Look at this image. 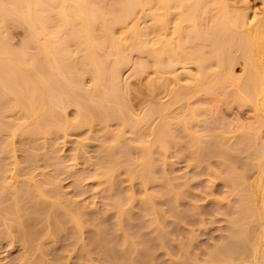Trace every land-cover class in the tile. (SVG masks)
Instances as JSON below:
<instances>
[{
    "label": "bare ground",
    "instance_id": "bare-ground-1",
    "mask_svg": "<svg viewBox=\"0 0 264 264\" xmlns=\"http://www.w3.org/2000/svg\"><path fill=\"white\" fill-rule=\"evenodd\" d=\"M95 1L0 0V29L9 21L10 17V20L12 19L17 25L24 24L23 26H25L27 30L26 45L20 50L10 48L6 38L0 36V109H5L7 111L15 110L18 114L17 117L15 116L18 118L17 122L13 124L9 123L11 122L10 119L8 121L5 120L8 122L7 126L10 128L8 132L10 133H7V135L9 134L8 136H3V141L4 139L5 141L3 143H1L2 141L0 142V150L5 153L11 152L16 132L22 129V136L24 135V137L21 141L23 140V143L25 141L31 143V145H29L30 147L27 146L28 144H25L26 142L24 144L22 143V150L24 147L23 151L26 153L25 162L27 160V162L32 163L33 161L34 163L37 156L33 148L35 144L34 139L37 138L39 134L45 137L51 132H58L59 130L61 132L63 129L66 130V128L71 125L78 127L87 124L89 126L92 125L94 120L106 125L105 123L110 120L109 116H112L115 120L118 118L125 125L128 118L132 117V114L130 115L131 110H129L130 113L128 112L125 102L126 99H124L125 97L123 96L127 88L121 78V70L125 65L130 63V54L134 51H145L148 56V61H144L142 64L139 60V68L134 67V70L136 69L135 74L141 73L144 69L146 70L148 62V68H150L149 66L152 64L153 67H155L153 70L157 71V74H163L161 72H165L163 71L164 68L175 67L176 64H191L193 65L194 71H192V68H189L191 70L189 71L187 69L186 75L189 79V85H191L189 87L193 89L190 88L192 91L199 92L200 90H207L210 92L209 94L212 93L217 96L220 93L219 89H221V93L223 94L220 95L226 97V95L229 96L228 93H230L231 98L233 96V98L238 99L241 103L249 102L254 112V120H252L254 122L251 124L249 123L247 126H244V124L239 125L242 127V130H240L241 132L239 131L236 135L229 136L228 134L231 132V129L228 128L230 131L224 129V126H227L224 122L222 125L219 124V126H216L214 124L215 127H212L211 121L210 124H203L205 127L199 130V132L198 129L200 128L194 131L193 129L191 130V127H189L190 123H188L190 118H188V116L193 120L195 119V121L199 120L201 116L198 114L199 119L198 117L196 119V112H194L199 107H196V109L194 108V111H189L190 113L188 112L189 115L187 116L184 114L185 117L183 116L184 118L177 119L176 123H172L170 119L167 120L168 118L166 121L163 119L162 124L158 128L159 130L156 129V134L151 131L153 135L151 139L153 142L155 141L154 144L149 141L151 146H149L150 144H146L145 146L143 145L144 141L142 144V140H140L141 142L136 140L138 143L134 142L138 145L141 143L138 148L140 147L139 150L141 149L143 152L140 151L139 153L141 156L139 155L140 157L137 158L140 160H138V163L135 162L137 161L135 160L136 158L131 157L135 165L129 162L132 160L130 158L126 161V164L129 162L126 167L128 176L133 179V177L138 175L137 178H140L139 181L141 183L139 185L142 186L143 184L149 183L148 181L150 180L154 181L159 175L156 177L152 172V163L156 161V156L152 152L156 154V150H158L156 147H160V151L158 152L161 154V151H163L164 153L165 150L163 148H168L166 143L169 142H167L166 139L169 138L171 139L168 141L172 142V144L174 142L173 139H175L176 143H178V147L184 143H186L184 145L185 148L191 147L192 159L197 164L207 159L217 158L213 163L217 164L215 169L219 168L216 170L214 169L212 175H219L218 177L224 180L222 184L227 186L225 190L226 195H223L228 199V209L226 208L227 210L224 211L226 217L224 220H227L229 225L226 227V231L219 235V239L213 242L210 250L204 253L195 252L193 255L194 258L191 257L190 254L188 255L190 260L193 258L191 264H264V133L262 137H259V134H261L259 132L264 130V0H262L263 7L261 11L254 12L252 17L248 15L246 10L229 6L225 0H222L225 4L221 7V10H219L220 15L211 18L212 24L210 22V26H208L209 23L206 22L208 23V28H206L207 26L205 24L202 29L201 23L204 24V22L201 21V17L203 18L202 13L207 16L206 13H210V10H212L210 9L211 7H208V3L211 2L210 0H113L111 4L109 3V6L106 4L105 0H98L99 2L101 1V3L98 2L99 4L97 2L95 3ZM213 2H211V4ZM103 3L106 5L104 6ZM172 13H174V25L171 31H169L168 29L171 26H168V24L171 22L170 18L172 17ZM200 15L202 16L199 19L198 17ZM144 17H148L147 21L149 24L147 23V25L141 27L143 25L140 26V19L143 23ZM184 22L190 23V28L188 29L189 34L185 31V34H188L187 39L191 42L190 49H187L188 44L182 43L179 38L176 37V33L178 34L181 28L185 27V25H182ZM149 35L151 38L147 37ZM168 35L171 36L168 37ZM72 47H74V49H72ZM237 58H239V60L242 59L241 62L243 64V74L240 76L233 75V63ZM108 60L109 65L107 64ZM87 73H90V76H92V84L90 86H85L83 81V77ZM161 77L163 78V76ZM161 77L158 78L160 79ZM174 77L175 80L178 81L177 77L179 76L176 77V75H174ZM162 78L160 81L157 80L158 83L162 81ZM150 81L152 80L150 79ZM162 84L164 83L162 82ZM147 85H149V83ZM152 85L150 86L153 88L154 86ZM157 85L159 84L156 83V87ZM189 87L187 90L191 91ZM224 87H226L227 90L224 89ZM188 91L183 92L185 94ZM194 92L190 93L193 94ZM186 95H182L181 98H184L183 96ZM69 106L73 107L74 114L76 115L74 123L72 122L71 124V121L68 122L67 120L68 117L66 118V109ZM153 109H155V107H151L152 111ZM160 109L165 111L164 108ZM124 110H127L126 112H128L130 116H125L127 113ZM148 110L150 109L148 108L146 111ZM152 111H148L150 112L148 113L149 116H151ZM155 113L154 111L152 114L155 115ZM159 113L161 115V111ZM205 117L202 118L205 119ZM107 118L109 119L107 120ZM171 118L175 119L176 117ZM133 119L135 118L133 117ZM141 119L147 121L148 117L146 120L143 119V117ZM141 119L139 122H141ZM105 120L107 121L105 122ZM5 121H2V123L0 121V126H2V128L0 127V131L2 132H4L3 130H5L6 127L7 122ZM199 121H201V119ZM204 121L202 123H204ZM136 124H134V126ZM175 124L177 126L176 129L174 128ZM200 126L201 124H198V127ZM131 127L133 128V124ZM178 127H181L182 130H178ZM105 128L108 129L106 126ZM120 130L121 129H119V131ZM174 130H176L178 135L183 131L184 135L181 132L183 136H180L181 134L178 136ZM1 134L2 133H0V138ZM99 134L100 133L96 135L98 136ZM102 135L104 134L101 133V136ZM108 135L109 134H107V136ZM178 137L182 139L179 141L176 140L179 139ZM101 142V144H103L102 139ZM149 142L146 141V143ZM156 142L159 143V145L156 146ZM107 143H104L100 148V150H102L100 157L99 155L97 156V160L99 161V172L114 168V166H117L119 162H121L119 161L121 160L120 156L122 155V158L124 157L123 152H121L119 156L118 153L115 154V149L118 148L112 146L113 143ZM170 144L171 143H169V145ZM153 145H155L156 150ZM14 146H16V144ZM134 147L135 146H133V148ZM150 147H153L151 153L155 156H153L155 161L153 158H150L152 156L149 152ZM123 149H127V146ZM181 149H184V147ZM160 154L159 156H161ZM128 156H130V153ZM157 159L159 160L160 157ZM136 163L138 164L137 167L140 165L138 169L134 168V166L137 165ZM27 166L26 169H28ZM1 168L3 167L1 166ZM212 171L213 170H211V173ZM137 172L139 173L137 174ZM47 176L46 174L45 178H41L43 185H47L48 187L52 185L49 191L58 193L59 190H56L58 184L55 186L53 178ZM54 176L52 175V177ZM160 177L161 176H159V178ZM162 177V181H166L163 180ZM164 179L166 178L164 177ZM38 182L39 181H37V183ZM1 183L3 184L4 181ZM12 183L13 182L4 183V189H2L3 185L1 184V189L3 190H1V193L5 194L4 192H9V195L5 194L4 198L3 195L0 194L2 196L0 200V211L2 213L1 223L3 224V228L0 227V235H3V237L4 235L5 237L9 235V237H12V234L13 236H18L20 240L22 239L21 241H24L23 244H25V248L26 246L28 249L34 248L40 251V255L42 254V256L38 254L36 257H31L33 259L31 261L32 264H47L46 262L48 260L43 259V255H45L43 253L47 252L48 249L52 247L43 248V246L40 245L41 243L38 241H40L42 237L41 234L43 233L41 232H44L43 230L41 231L43 228L36 230V228H40V225H38L35 229L33 228V231L28 227V224H26V222H28L27 220L37 217L40 211L42 215L46 213V215L44 214L45 219L42 220L44 223L41 224L40 221L44 215H39L41 217L38 216L40 218L39 221L43 227L44 224L53 225L55 227L54 231L58 234L56 237L54 233V240L60 236L58 232L59 229L65 227L67 222H71L73 227L71 223L70 226L75 229L74 231L76 233V238L75 236H73V238L77 240V235L82 234H80L79 231H82L81 228H84L82 226L83 223H85L83 222L85 213L84 215L83 213L82 215L80 214L81 211H83L81 208V211L78 210L80 213L75 214V216L78 215V217H75L74 213L72 215L69 210L66 213L59 214L57 208H60L58 206L60 202L58 204H48L49 207H45L48 211L45 212L43 207L45 201L41 197L44 191L42 193L40 191L44 189L43 187V189L37 187L38 184L36 182L37 185L34 184L32 186L28 182H25L26 185L22 183L20 186H17L19 184L15 185ZM28 184L30 185L28 186ZM161 185L163 184L161 183ZM211 189H209L208 192H210ZM169 192L170 191H168V193ZM212 193L213 192H210V194ZM149 195H143L140 200L138 199L143 210L146 209V211L149 210L148 205H152L153 202H151V195ZM179 195L177 194V199L175 198V201L179 199ZM181 196L182 194L179 196L180 199ZM223 196L222 199L224 198ZM230 196H234V198L229 199ZM219 199L221 198L214 199V201L217 202ZM65 202H67V205L69 204L68 200ZM120 202H115L114 205L118 209V217L116 216L119 222L118 225L124 232L122 240H119L121 242L118 243L117 241V243L113 245V239H111L112 243L109 242L110 240L106 241L103 235L104 232L101 234L97 231L100 230L98 227L97 230L94 229L96 235L97 233L98 235L92 238L93 240L91 239L93 242L91 243V245H93L91 246V248L93 247L92 251L94 250L93 252L97 251L98 253V251L101 250L102 254L107 250L106 256L108 252L109 254L113 253V255H109L111 258L109 259L110 261H115V264H154V258L149 256L150 254L146 252V248H142L144 245L142 247L140 246V248L135 245L134 241L131 242L132 239L128 236L129 232L127 233L126 224L123 223L128 215L125 214L126 209ZM215 205L220 207L221 203L220 205L219 203ZM197 206L198 205H195L194 207L198 210L197 213L201 214L202 212L199 210V206ZM146 211L145 213H148ZM199 211L201 213H199ZM177 215L179 216L178 213ZM185 215L186 214H184V216ZM97 218L99 219L100 216H97ZM197 220L202 223V219ZM84 221L86 220L84 219ZM95 222L96 224L99 223H97L96 219ZM97 226L94 227L97 228ZM100 227L102 229V225ZM29 229H31V231ZM158 230H160L159 227ZM160 231L159 234L162 233V236H158L162 239L164 237L163 234L165 235L166 232L162 229ZM118 233H120V231ZM15 236L12 237V239L16 238ZM117 236L118 234L116 237ZM109 243L112 245V248ZM132 243H134V245ZM181 244L180 250L186 247L184 243ZM84 249L85 247L82 250ZM108 249H112L111 251L113 252H110ZM185 249L186 248L183 249V252H185ZM86 251L89 252V250ZM151 256L153 255L151 254ZM187 262L189 263V260ZM187 262L183 263L185 264ZM171 263L178 264L174 261ZM48 264L53 263H51V261L49 263L48 261Z\"/></svg>",
    "mask_w": 264,
    "mask_h": 264
},
{
    "label": "rangeland",
    "instance_id": "rangeland-1",
    "mask_svg": "<svg viewBox=\"0 0 264 264\" xmlns=\"http://www.w3.org/2000/svg\"><path fill=\"white\" fill-rule=\"evenodd\" d=\"M111 1L113 0H105L108 6L109 3L110 4L112 3ZM210 1L211 2L214 1V2L212 4L211 2L210 3L207 2L209 5H211V6L208 5V7H211L210 9H212L210 10L207 8L208 10H210V13H206L207 16L208 15L209 16L207 17L204 13H202L203 18L201 17L202 15L198 17L199 19L201 17V21L204 22V24L201 23L202 24L201 29L204 28L203 26L205 24L207 26L209 23L208 26H210V22L212 21L211 18L219 16L220 15L219 10H221V7L225 4L222 0H210ZM96 2L98 3L99 1L97 0L95 1V3ZM225 2L229 4V6H234L238 9L246 10L250 17L253 16L254 12H260L263 7L262 0H225ZM99 3H101V1ZM103 4L104 6L106 5L105 3ZM171 15L172 17L170 18V21L172 23L170 22L171 24L170 23L168 24V26H171L168 29L169 31H171L174 25V17H173L174 13H172ZM204 15L206 16L205 20H204L205 17ZM147 19L148 17L146 18L144 17L143 23L142 20L140 19L141 22L140 26L143 25L141 27H144V25H147V23L149 24ZM11 20L9 17V21L7 19L8 22L1 27L0 36L6 38L10 48L15 50H20L26 45L27 30L26 27L23 26L24 24L17 25L16 22L12 20L13 21L12 23ZM182 25L183 26L185 25V27H182L181 31H179L178 34L176 33V37L179 38V40L182 43L188 44L189 46L187 45V49H190L191 42L187 39L189 34L188 29L190 28V23L184 22V24ZM208 26L206 28H208ZM185 31H187L188 34H185ZM150 35L147 37H150ZM170 36L171 35H168V37ZM72 49H74V47H72ZM144 61L145 62L148 61V56L146 52L134 51L130 54V63L128 65H125L121 70V78L127 88V90H125L126 91L125 94L123 93L124 94L123 96L125 97L124 99H126L125 102L127 105L128 112L129 110H131L130 111L131 113L130 112L129 113L130 115L132 114V117H130L132 119L127 117L128 120L125 124L127 126H125L124 123H122V121L119 120L118 118H116L117 120H115V118L109 116L110 120H108L109 118H107L108 122L105 123L107 120H105L104 122L106 125H103L100 122L94 120L92 122V125L89 126L87 124L78 127L77 126L74 127L71 125L67 127L66 130L63 129L61 132L60 130L59 131L57 130L58 132H51L45 137L39 134V136L37 135V138L34 139L36 145L35 144H34L35 146L33 145V148L35 149L33 150L35 152V155H37L36 156L37 159L35 158L34 163L32 161L33 165L32 163L27 162V160L25 162L26 153L25 151H23L24 147L22 150V146L25 142H26L25 144H28L27 146L31 145V143H29L28 141H25L23 143L22 142L23 140L21 141V139H23L24 137V135L22 136L23 133L22 129H21L22 132L21 130L20 131L18 130L14 137L13 143L14 145L16 144V146L13 145V148H11V152H9L12 156L9 153H5L0 150V164H1L0 194H2L1 190L4 189V185L6 184V182L7 183L13 182L12 184L15 185L19 184L17 186H20V184L22 183L26 185V183L28 182L32 186L36 184L37 181H39L37 183L38 185L37 184L36 185L39 188L42 187L44 188V189L42 188L43 190H40L39 188L38 189L41 191V193L44 191V194H42L41 197L45 201L44 203L47 204V205L44 204L45 206L43 205L44 209L45 207L48 206V204L50 205V203L58 204L60 202L58 204L60 208H57L59 214L60 213L63 214L64 212L66 213L69 210V212L71 211L70 213L72 215L74 213L75 216V214L80 213L79 211H81V208L83 209V211H81L80 214L82 215L83 213L84 215L85 213V215L83 216V222H85L86 225L85 223H83L82 227L84 228H81L82 231L81 230L79 231V233L82 234L77 235L78 236L77 240H75L76 233L74 231L75 229L72 228L73 224L71 222L70 223L72 227L70 226L69 222H67L66 225L64 223L65 227L63 228L61 227L63 230L59 229L58 231L60 233L59 238L54 240L55 235L57 237L58 234L55 233L54 231L55 227L53 225H48V224H44V227L41 226V224L44 223V221L42 220L45 219L46 213H44L45 215L43 214L44 216L41 214V211L38 214V216L39 215L43 216L42 219L40 220L41 224L39 221L40 219L39 217L41 216L39 217L37 216L38 221H37V217L27 220L28 222H26V224H28V227L31 228L32 230L33 228L35 229L36 226L38 227V225H40V228L38 227L36 228V230L43 228L41 229V231L43 230L44 232L41 233H43L44 235L41 234L42 237L38 242L41 243L40 245L43 246V248L52 247L48 249L47 252L43 253L45 254L43 255L44 257L43 259L48 260L49 263L50 261L53 264H112L114 263L115 261L112 260H111L112 262L110 261L111 258L109 256V255H113V253L109 254L108 252V255L106 256L107 250H105L106 252L104 250H103L104 252L102 251L105 254L103 253L101 254V250L98 251V253L97 251H95L96 253L93 252L94 250L92 251L93 247L91 248V246L93 245H91V243L93 242L91 241V239L98 235V233L96 235L94 229L97 230L99 227L100 230L97 231H99V233L101 234H103L102 232H104L103 235L106 241L110 240L109 242L112 243L111 239H113L114 241L113 245L116 244L117 241L118 243L121 242L119 240H122L124 232L120 229V226L118 225L119 223L117 218L118 209L114 205L115 202L121 201L120 203L123 204L124 208L126 209L125 214L128 215V217L126 216L127 218H125L126 220L123 223L126 224L125 226L127 227L126 228L127 233L129 232L128 236H130V238L132 239L131 242L134 241L135 245L138 247L140 246L142 247L144 245L142 248H146V252L147 253L149 252L148 254H150L149 256L151 258H154L155 260V261L153 260L154 264H172L171 262L173 261L178 264H184L183 262H187L188 260L189 263L188 262L187 263L191 264L192 263L191 260L193 261L194 258L193 255L195 254V252L204 253L210 250L213 242H216L219 239L220 237L219 235L225 232L226 227L229 225L227 220H224V218H226L224 215L225 213L224 211L228 209L227 208L228 199L225 198V196L223 195L225 194V190L227 186L222 184L224 180H222L223 178L218 177L219 175L218 176H215V174L212 175L214 173L215 167H217L216 166L217 164L213 162H215L217 158L214 157L211 159H207L197 164L192 159L193 157L191 153V147L185 148L184 145L186 143H184L183 145H179L180 147H178L177 146L178 143H176L175 139H173L174 142L172 144V142L168 141L169 139H171L169 138L166 140L171 144L169 145V143H166L167 144L166 146L168 148L167 149L163 148L165 150L164 153L163 151H161L163 154L162 153L160 154V152H158L160 151L159 149L160 147H156L158 148V150H156L155 145L153 146L158 154L157 153L155 154L154 152L151 151V149L153 150V147L152 148L150 147V151H149L150 153L152 152L156 156L155 157L154 155H152V153H151L152 156L151 155H150L151 157L149 156L151 159L152 158L154 159V157L156 159V161L154 159L155 162L153 161L154 163H152V169H153L152 172L154 173L153 175L156 177L158 175L161 177L163 176L162 177L163 180L166 181H162L161 177L159 178L158 176L156 179H154V181L150 180L148 181L149 183L143 184V186L139 185L141 183L139 181L140 178L139 179L137 178L138 175H136L132 179L130 176H128L126 167L128 166L129 162L132 163L133 165H135V162L138 163L139 159L137 158L141 156L139 153L140 151L141 152L143 151L141 149L139 150L140 147L138 148V146H140L141 143L139 145L136 143H138V141L141 142L140 140H142V144L144 141L143 145L145 146L146 144L147 145L150 144V142L152 143L153 140L151 139V136L153 138V135L151 134V131H153L152 133L156 134L157 132L156 129L159 130L158 128L162 124L163 119H165L166 121V119L168 118L167 120L170 119L172 123H176L177 119L184 118L185 116L189 115L188 114L189 111H194L196 107H199L201 109L198 108L197 110L200 113H198L197 110L194 112H196L195 113L196 119L197 117L199 119V115L201 116L200 117L201 121H199L200 119L195 121V119L193 120L190 116H188V118H190V121L187 122L190 123L189 127H191V130L193 129L194 131L200 128L198 129L199 132V130L204 129L205 126H203V124L205 123L210 124L211 121H212L211 123L212 127H215L214 124L216 126H219V124L222 125V123L224 122L226 123L225 125H227L224 126L225 127L224 129H226L227 131L228 130L230 131L231 129V132H229L228 135L233 136L239 133L240 130H242V127H240L239 125L244 124V126L245 125L247 126L249 123L251 124L252 122H254L252 121L254 120L253 119L254 112L252 111L251 103L249 102L241 103L240 101H238V99L233 98V96L231 98L230 93H228L229 96L226 95V97L224 95H220L223 94L221 93V89H219L220 90V93L218 94L219 96L218 95L215 96L212 93L209 94L210 92L207 90L201 91L199 89L200 90L199 92L192 91L193 89L192 87H189L191 85H189V79L187 78L186 75L187 69L190 71L191 69L189 68H192L193 69L192 71H194L193 65L191 64L190 65L184 63L176 64L175 67H167L166 69L164 68L163 71L165 72H161L163 74H157V71L153 70L155 69V67H153L152 64L149 66L150 68H148L149 65L148 62L146 70L144 69V71H141V73L139 72L140 74L139 73L135 74L136 69L134 70V67L139 68L140 65L138 63L140 62L142 64ZM241 61L242 59L239 60V58H237L233 63L234 64L233 75L235 76H240L243 74V68H242L243 64ZM107 64L109 65V60ZM159 75L163 76V78ZM174 75H176V77L177 76L180 77V78L177 77L178 81L175 80ZM158 77L162 78V81L160 82L161 84L158 83L157 81V80L160 81L161 79V78L159 79ZM150 79L152 81L154 80L153 85ZM83 81L85 86H90L92 84V76H90V73L84 75ZM147 81L149 85H147L148 84ZM162 82L164 84H162ZM156 83L159 84L157 85V87H156ZM183 84L185 85V87ZM150 85L154 86L153 87L154 90ZM187 86L189 87V90L191 89L192 90L188 91ZM224 89H226V87H224ZM185 90L188 91L187 92L188 94L187 93L184 94V92H186ZM190 92H194V93L192 94ZM182 95H186L187 97L183 96L184 98H181ZM150 106L152 108L155 107V109H153L152 111ZM156 107L157 108L159 107L157 111H156L157 109ZM148 108L150 109L148 111H152V113H154L155 111L156 112L155 115L151 113V116H149L148 113L150 112L146 111ZM160 108H164L165 111H163V109ZM203 110L205 113L203 112ZM158 111L159 112L161 111V115ZM128 112H126L127 115L125 116L129 115ZM201 112L204 113V116L203 113ZM184 114L186 115L184 116ZM0 115H1L0 116L1 123L2 121L5 120L8 121L10 119L11 122L9 123L13 124L17 122L18 119L16 118L18 114L15 110L7 111L5 109L4 110L0 109ZM75 116L76 115L74 114L73 107L69 106L66 109V118L68 117L67 119L68 122L71 121L70 124L72 122L74 123ZM133 117L135 119H133ZM140 117L141 118L143 117V119L145 120L148 117V119L147 121H144ZM171 117H176V118L174 119ZM202 117H205V119ZM140 119L141 122H139ZM202 120L203 121L205 120L204 123H202L203 122ZM130 123L133 124V128L131 127L132 124ZM3 124L5 125L4 122ZM7 124L8 122L6 123V127L3 125L5 127V130L3 129L2 130L4 132L0 131V133H2L0 138V142L2 141L1 143L5 141V139L3 141V136L5 137L7 133H10L8 132V129L10 131V128H8ZM134 124L136 125L134 126ZM198 124H201V126L203 127L201 126L198 127ZM105 126L108 127V129H106ZM0 127L2 128V126ZM121 127L124 128L122 129ZM176 127L177 126L175 124L174 128L176 129ZM119 129H121L122 131L121 130L119 131ZM179 129H181V127L180 128L178 127V130ZM174 131L176 135H178L176 130ZM110 132L113 134H111ZM181 132L183 133V131ZM98 133L100 134L97 136L96 134ZM101 133L104 134L102 135L103 138L101 136ZM259 133H261L259 134V137H262L264 130H262ZM107 134L109 135L107 136ZM183 135L181 134L180 136ZM97 137L98 138L100 137L102 139L103 144L107 142H108L107 144L113 143L114 145L112 144V146L114 147L116 146V148H118L115 149L116 152L114 151L115 154L118 153V156L121 152H123L124 157L122 158L121 155L120 156L121 160H119L121 162H119L117 166H114V168L110 170H104L102 172L98 171L99 161L97 160V156L99 155L100 157L102 151L100 150V148L102 147L103 144H101L102 143L101 139L100 138L98 139ZM178 138L179 139H176L178 141L182 139L181 137ZM136 140L138 141L136 142ZM146 141L147 142L150 141V142L146 143ZM136 145L139 152L136 148ZM157 145H159V143L156 142V146ZM173 145H175L176 147ZM125 146H127V149H123L125 148ZM133 146L135 147L133 148ZM149 146H151V144ZM182 146L184 147V149H181L183 148ZM129 153L130 156H128ZM159 154L161 156H159ZM189 155L191 158L189 157ZM131 157L136 158L135 160L137 161L134 162L133 158ZM158 157H160L159 160L157 159ZM129 158L132 160H130L126 164V161ZM27 163H30L31 166L30 164ZM1 166L3 168H1ZM26 166L28 169H26ZM137 166L138 164L134 166V168L138 169L140 167V165L139 167ZM100 168H101V164H100ZM211 170H213L212 173ZM138 173L139 172H137V174ZM42 174L45 176L47 174L48 176L53 178V181H55L54 185L56 186L58 184V186H56V190H59L58 193L49 191V188L51 189L52 185L49 187L47 185L45 186L43 185L41 178H45V176H43ZM52 175L55 176L52 177ZM164 177L166 179H164ZM3 181L5 184L1 183ZM164 182L166 185L164 184ZM161 183L164 186L161 185ZM30 184H28V186ZM1 186L3 187L2 189ZM208 188L211 189L210 192H213L212 194L208 192L209 190ZM168 191H170L169 192L170 195L172 194L171 197ZM4 193L8 194L9 192L8 193L4 192ZM5 194H2L3 197L5 196ZM177 194L178 195L182 194L181 199L179 197L180 195L178 196L179 199L176 200L178 202L175 201V198L177 199ZM143 195H149L151 197V202L152 201L154 202V203L152 202V205L151 204L148 205L149 206V210L147 208L148 211H146V209L143 210L140 201H138V199L140 200V198ZM222 196L224 197L223 199ZM1 198L2 196L0 195V200ZM218 198H221L219 199L220 201L219 200H217V202L214 201V199H218ZM233 198L234 196L229 197V199H233ZM66 200H68L69 202L68 205L67 202H65ZM218 203L219 205L221 203L220 207L218 205H215ZM194 204L199 206L197 207L202 212L201 213L199 211V213L201 214L197 213L198 210L195 209ZM44 211L46 212L48 210L45 209ZM145 211L148 213H145ZM177 213L179 214V216L177 215ZM183 213L186 215L184 216ZM76 216L78 217V215ZM97 216L98 217L100 216V218L98 219ZM183 216H184V220H183ZM1 218H2V213L0 211V223H1ZM84 219L86 221H84ZM95 219L97 223L99 222L98 224H96ZM197 219L199 220L202 219L203 220V221L201 220L202 223H200V221L198 222ZM1 224L0 227L3 226V224L2 225ZM93 224L94 226L98 225L97 228L94 227ZM101 225L103 230L100 227ZM158 227L160 228V230L162 229L164 232H166L165 235L163 234L164 237L162 239L158 236L162 234V233L159 234L160 230H158ZM31 229L29 230L31 231ZM118 229L120 233H118L119 232ZM115 231L118 232L116 233ZM117 234L118 236L116 237ZM9 236L5 237L4 235L3 237V235L2 236L0 235V264H32L31 261L33 259L31 257H36L38 256V254L39 256H42V254L40 255V251L34 248H29L30 249L29 250L28 247L26 246L27 248L26 249L25 244H23L24 241H21L22 239L20 240L18 236L14 235L16 238L13 239H12V237H14L13 234L12 237ZM73 236H75V238H73ZM9 238L12 240H10ZM134 243L132 244L134 245ZM181 243L182 244L184 243L186 246L184 247L186 248L184 250L185 252H183L184 248L180 250ZM84 247L85 249L88 248L86 250H89V252H87L85 249L82 250ZM110 247L112 248V245H110ZM108 250H110V252H113L111 251L112 249H108ZM83 251H85L87 254ZM151 254L153 256H151ZM189 254L191 257H193L191 258V260L188 257ZM48 261L46 262L47 264Z\"/></svg>",
    "mask_w": 264,
    "mask_h": 264
}]
</instances>
